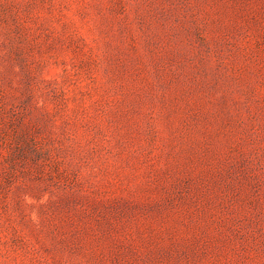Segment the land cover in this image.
Returning <instances> with one entry per match:
<instances>
[{"label": "rangeland", "instance_id": "1", "mask_svg": "<svg viewBox=\"0 0 264 264\" xmlns=\"http://www.w3.org/2000/svg\"><path fill=\"white\" fill-rule=\"evenodd\" d=\"M0 264H264V0H0Z\"/></svg>", "mask_w": 264, "mask_h": 264}]
</instances>
